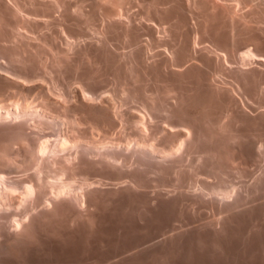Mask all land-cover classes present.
<instances>
[{
	"label": "bare ground",
	"instance_id": "obj_1",
	"mask_svg": "<svg viewBox=\"0 0 264 264\" xmlns=\"http://www.w3.org/2000/svg\"><path fill=\"white\" fill-rule=\"evenodd\" d=\"M81 30L101 37L83 44ZM113 35L132 51L112 52ZM103 73L114 98L100 95ZM36 90L42 110L27 103ZM12 91L19 101H0V264L93 249L91 264L264 256V111L236 96L264 109V0H0V98ZM130 100L141 109L120 110Z\"/></svg>",
	"mask_w": 264,
	"mask_h": 264
},
{
	"label": "rangeland",
	"instance_id": "obj_2",
	"mask_svg": "<svg viewBox=\"0 0 264 264\" xmlns=\"http://www.w3.org/2000/svg\"><path fill=\"white\" fill-rule=\"evenodd\" d=\"M56 15H58V14L56 13ZM56 15H55V16H56ZM60 15H61V14L59 13V16H60ZM97 24H98V23H97ZM97 24H96V27H95V28H98V27L101 28V27H102V25H101L102 23H100L98 26H97ZM57 29H58V28H57ZM57 29H55L56 32H57ZM44 31H45V30H44ZM48 31H49V30H48ZM55 31L52 30V34H53V32H54V34H55ZM58 31H61V32H60V35H59L60 37L57 36V41H58L57 43L60 42V43L62 44L61 47H66L65 44H64V42L66 43V41L64 40V38H65L66 36H67L66 38H68V35H67V33H66L64 30H60V29H59ZM63 31H64L65 34H66V35L64 34L65 36H64L63 34H61V33H64ZM81 31H84V30H81ZM90 31H91V32L93 31V33H91ZM90 31H88V30H86V32L84 31L83 34L87 33V35H86V36H85V35H82L81 38L84 39V40H83V41H80L81 43L85 44V43H89V42H91V41L94 42L95 39H99V37H101L100 34L98 35V32L101 31V30H90ZM95 31H96V32H95ZM146 31H147V30H144V31L142 32V34L144 33L145 37L142 35V37H141L142 39L140 40V45H141V43H143V44L145 43L144 45H147V44L150 45V43H151V40H148V39H151V38H149L150 36L148 35V32H146ZM45 32H46V33H49V32H51V31H49V32L45 31ZM88 33H90V35L92 34V35H91L92 38H90V35H89ZM94 33H95V34H94ZM49 34H51V33H49ZM29 35H30L31 37H34L32 34H29ZM62 35H63V36H62ZM147 35H148V36H147ZM94 36H95V37H94ZM146 36H147V37H146ZM62 37H64V38H62ZM113 37H114L115 39H114ZM116 37H117V35H115V36L113 35V36L110 38L111 40H112V39H114V40H113V41H110V45H109V47H112V46L115 47V48L112 47L114 50L111 49V51H112V52H113V51H116V52H117V51H120V52H118L119 54L116 53V54H118V55H125L124 53L129 54V53L132 51V50L130 51V47H131L132 49H133V47H132L131 45L129 46V45H128L129 43L127 44V42L122 41L119 37H118V38H116ZM58 38H59L60 40H58ZM61 38H62V40H61ZM87 38H88V39H87ZM89 38H90V39H89ZM93 38H94V39H93ZM145 38H146L147 40H146ZM82 39H81V40H82ZM91 39H93L94 41L91 40ZM144 39L146 40V42H145ZM90 40H91V41H90ZM115 40H117V41L114 43ZM142 40H143L144 42H143ZM62 41H63V42H62ZM119 41H121V42L118 43ZM147 41L150 42V43H148ZM112 42H113V44H112ZM122 42H123V43H122ZM114 44H115V45H114ZM124 44H125V45H124ZM143 44H142V45H143ZM59 45H60V44H59ZM142 45H141V46H142ZM144 45H143V46H144ZM124 46H125V47H124ZM128 46H129V49H126V48H128ZM116 47H117L118 49H116ZM144 47H146V46H144ZM125 50H126L127 52H126ZM155 51H156V50H155ZM155 51H154V52H155ZM72 52H74V51H72ZM150 52H151V54L153 55L154 52L152 53V51H149V53H150ZM114 53H115V52H114ZM121 53H122V54H121ZM151 54H148V57H149V55L152 57ZM149 58H150V57H149ZM47 59H48V60H47ZM47 59H46V61H48L47 63H49V62H50V59H49V58H47ZM46 61H45V62H46ZM104 74H105V73H103V74L101 75L102 79H100V80H102V81H100L101 83H100V86H99V87L102 86V87H101V90H102V91L99 89L100 92H101V94H100L99 92H98V93H99L101 96H102V95H103V96L105 95L104 97L102 96V98L105 99V97L110 98V97H111V94L114 96V94H115V90H116L115 88L118 89V86H117V83H116L115 81H113V80H114V77L111 76V74H110V75L108 74L109 76L107 75V73L105 74V75H107L108 78H107ZM101 77H100V78H101ZM112 77H113V78H112ZM104 78L106 79V81H105V80L103 81ZM107 79H108V80H107ZM109 79H111V80L109 81ZM70 80H72V82L70 81L72 84L69 82V83L71 84V86L73 85V83L75 84V85H73V86L71 87L72 89H74L75 87H77V88H75V90L78 89V88H80V86H79L80 84L77 83V81H78L77 78H75V79H74V78H71ZM38 81H39V80H38ZM38 81H36L35 83H36V84H39V83L41 84V82L43 83V81H41V82L39 81V83H37ZM74 81H75V82H74ZM50 82H51V81H50ZM50 82H49V83H50ZM52 82H54V81H52ZM52 82H51V84H53V86L57 87L56 84H54V83H52ZM78 82H79V81H78ZM103 82H105L106 85H105V83H103ZM109 82H110V83L112 82L113 84H112V83L110 84ZM35 83H34V84H35ZM76 83H77L78 85H77ZM108 83H109L110 85H109ZM115 83H116V84H115ZM43 84H45V82H44ZM47 84H48V83H47ZM47 84H46V85H47ZM51 84H49V87H50ZM102 84H104V85H102ZM149 84H150L151 86H153L152 83H149ZM149 84H148V85H149ZM74 86H75V87H74ZM78 86H79V87H78ZM114 86H115V87H114ZM151 86H148V88H147V89H149V87H150V89L148 90V93H149V91H150L149 94H151V89L153 88V87L151 88ZM55 87H52V88H55ZM113 87H114V89H113ZM103 90H104L105 92H104ZM108 90H110L109 93H108ZM113 90H114V91H113ZM61 91H62V90H61ZM61 91L56 92V94H57V93H59V94H58V95L55 94L56 96H53V97H54L55 99H56V97H57L56 100H58V101L61 100L60 102L64 103V102H66L67 100L64 98V96H62V95H63V94H62L63 91H62V92H61ZM103 92H104V93H103ZM106 92H107V93H106ZM111 92H112V93H111ZM10 93H12L13 95H11ZM10 93H7V95H5V96L2 95L3 98H0V101H4V104H6V105H7V104L11 105V102H12L14 99H15V100L13 101V103H14L15 101H19V100H20L21 97H20L18 94H16V91H12V92H10ZM14 93H15V95H14ZM35 93H36V95H34ZM60 93H61V94H60ZM63 93H64V92H63ZM9 94H10V95H9ZM109 94H110V96H109ZM238 94H239V95H238ZM238 94H237L236 96H237L238 98H239V97L243 98V99H242V100L244 101L243 104L245 105L243 109L246 108V109L248 110V112H247L248 114L253 113V114H250V115H252V116H253V115L256 116L257 113L259 114L260 111H261V112L264 111V109L261 108V106L258 105L257 102H255V104H254V101L249 100L248 97H247V96L245 97V95H244L243 93H238ZM241 94H242L243 96H242ZM16 95H17V96H16ZM107 95H108L109 97H108ZM240 95H241V96H240ZM2 96H1V97H2ZM6 96H8V97H6ZM12 96H15V97H18V96H19L20 98L18 97L19 99L17 100L15 97L12 98ZM29 96H30V97H29ZM29 96H28L29 98L27 97V99L29 100V101L27 100V103L30 104V103L32 102V105H33L34 107L37 108V105H38V108L40 109V108L42 107V106H41V103H40V106H41V107H39V101H40L41 99L39 98V95L37 94V90H36V92L33 91L32 94H30ZM98 96H99V95H98ZM101 96H100V97H101ZM113 96H112V97H113ZM5 97H6V100H5ZM9 97H11L13 100H12L11 98H9ZM34 97H35V98H34ZM36 97L39 98V99H37ZM62 97H63V98H62ZM112 97H111V98H112ZM7 98H9V99H7ZM113 98H114V97H113ZM238 98H237V100H239V103H240V101H241L240 99H241V98H240V99H238ZM1 99H2V100H1ZM10 99H11V101H9ZM59 99H60V100H59ZM64 99H65V100H64ZM33 100H34V101H33ZM118 100H119V99H118ZM118 100H117V101H118ZM36 101H38V103H36ZM73 101H75V99H74ZM132 101H133V104L135 105V107H133V105L131 104ZM243 101H241V104H240L241 106L243 105V104H242ZM249 101H252L251 104H249ZM6 102H7V103H6ZM8 102H9V103H8ZM40 102H42V101H40ZM118 102H119V101H118ZM118 102H117V104H118ZM13 103H12V104H13ZM119 103H120V102H119ZM34 104H35V105H34ZM252 104H253L254 106H252ZM9 105H8V106H9ZM120 105H121V104H119L118 107H120ZM131 105H132V106H131ZM137 105H138V106L140 107V109H141V105H140V102H138V100H136L135 102H134V100H130V101H128L127 104H125V105H124V104L121 105V108H122V106H123V108H124V110H125V108H128V107H129L128 109H130V108L132 107V108H134L135 110L138 108L137 111H139L140 109H139V107H138ZM247 105H248V106H247ZM255 105H256V106H255ZM125 106H126V107H125ZM256 107H259V108H256ZM38 108H37V109H38ZM121 108H120V110L123 111V108H122V109H121ZM132 108H131L130 110H132ZM42 109H43V108H41V110H42ZM134 109H133L132 111H135ZM246 109H245V110H246ZM252 109H253V110H252ZM260 109H261V110H260ZM262 109H263V110H262ZM247 110H246V111H247ZM255 110H256V111H255ZM44 111H45V110H44ZM47 111H48L47 114H49L50 117L53 116V118L51 117L52 120H53V119H54V121L56 120V122H59V124L62 122L61 125H60V127L62 128V132H63V131H64V133L66 132L65 134H68V133H69L68 135L72 134V128H71L72 126H71V127L69 126V125H71V124L69 123V120H68L67 118H65V117H63V116H62V117H63V118H62L60 115H57V113H55V114L57 115V116H56V115L54 114V112H52V111H50V112H52L51 115H50L49 110H47ZM47 111H46V112H47ZM126 111H127V110H126ZM249 111H250V112H249ZM253 111H255V112H253ZM257 111H258V112H257ZM255 113H256V114H255ZM54 115H55L56 117H58L59 120H57V118H56ZM60 117H61V118H60ZM63 123H64V124H63ZM66 123H67V124H66ZM68 123H69V124H68ZM35 124L38 126L37 123H34V122H33V127H32V129L35 130L37 136H38V135L40 136L39 132H40V133L44 132L45 134H46V133L49 134V133L51 132L50 134H53L52 131H51V129H52L51 127H49V126L44 127V126H43V128H42V129L40 128V129H41V130H40ZM65 125H66V126H65ZM62 126H63V127H62ZM67 126H68V127H67ZM86 127H88V125H87ZM121 127H122V126H121ZM121 127H120V126L118 127L117 130H119V131L116 130V132H114V134H111V138L113 137L112 139L121 138V137L123 136V134H122V133H123V132H122V131H123V129H122L123 127H122V128H121ZM47 128H48V129H47ZM61 128H60V129H61ZM81 128L84 129V128H85V125H82ZM30 129H31V128H30ZM30 129H28V130H30ZM37 129H38V130H37ZM65 129H66V130H65ZM85 129H86V128H85ZM121 129H122V130H121ZM36 130H37L38 132H37ZM48 130H50V131H48ZM52 130H53V129H52ZM41 131H42V132H41ZM67 131H68V132H67ZM33 132H34V131H32V130L28 131V134L31 136V138H32V137H35V135H36L35 133L33 134ZM53 132H54V130H53ZM118 132H121V133H118ZM44 133H43V134H44ZM111 133H113V132H111ZM115 133H116V134H115ZM112 135H113V136H112ZM116 135H117V136H116ZM121 135H122V136H121ZM30 136H29V137H30ZM37 136H36V138H37ZM115 136H116L117 138H116ZM119 136H120V137H119ZM96 137H97L96 139H98V137H99L100 139L103 138V137H101V135H100V136H96ZM252 138L258 140L255 136H253ZM254 139H252V140H254ZM259 139H260V138H259ZM98 140H99V139H98ZM261 140H264V137L261 138ZM259 141H260V140H259ZM21 145H22V144H21ZM21 145H20V146H21ZM23 146H24V145H23ZM17 148H22V146L19 147V145H18ZM253 166H254V167H253ZM253 166H250V167L248 168V169H249L248 172H250V173H249L250 175L248 174L249 176L247 177V180H248V179L250 180L251 176L253 177V175H255V174H257V173L259 172V166H257V165H253ZM255 166H256V168H255ZM251 167H252V170H253V171L251 170ZM254 168L256 169V171H255ZM257 170H258V171H257ZM251 171H252V174H251ZM232 172H233V173H232ZM254 172H255V173H254ZM228 173H229V175H226V178L228 177V178H230V180H229V179H227V180L231 181V179H232V180L234 179L233 181H231V182H234L236 179H238V176H237V172H236V171L234 172V170H232V171L230 170V172H228ZM230 173H231V174H230ZM253 173H254V174H253ZM235 175L237 176V178H236ZM229 176H230V177H229ZM234 176H235V177H234ZM231 177H232V178H231ZM249 177H250V178H249ZM238 180H239V179H238ZM249 180H248V181H249ZM235 182H238V181H235ZM91 251H92V250H91ZM91 251L89 252L90 254L92 253L91 256H90V254H89L90 259H88V258H89V257L87 256L88 253H87V254H83V256H81L82 253H81V254L79 253V255H78V253H77V254H75V255H71L70 257H68V256H67V257L64 256V257L60 258L59 263H57V264H67V263H68V264H89V263L91 264V261H90L91 258H93L94 256H98V255H100V252H99V251L97 252L96 249H93V252L95 251L94 254H93V252H91ZM16 252H17V251H16ZM84 255H85V257H86L88 260L84 257ZM93 255H94V256H93ZM92 256H93V257H92ZM260 256H261V257H260ZM65 257H66V258H65ZM71 257H72V259H71ZM74 257H75L77 260H76ZM259 257H260V259H259ZM78 260H79V261H78ZM86 260H87V262L85 263ZM260 260H261V261H260ZM68 261H71V262L69 263ZM77 261H78V262H77ZM80 262H81V263H80ZM254 262H255V263H254ZM254 262H253L252 264H264V256L259 255L256 259H254ZM257 262H258V263H257ZM261 262H262V263H261Z\"/></svg>",
	"mask_w": 264,
	"mask_h": 264
}]
</instances>
